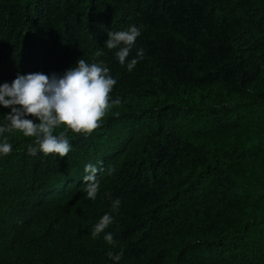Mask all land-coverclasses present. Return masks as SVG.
<instances>
[{"label": "trees", "instance_id": "1", "mask_svg": "<svg viewBox=\"0 0 264 264\" xmlns=\"http://www.w3.org/2000/svg\"><path fill=\"white\" fill-rule=\"evenodd\" d=\"M132 26L121 65L108 33ZM80 58L109 68L120 103L63 158L0 134V264H264V0H0V85Z\"/></svg>", "mask_w": 264, "mask_h": 264}, {"label": "clouds", "instance_id": "2", "mask_svg": "<svg viewBox=\"0 0 264 264\" xmlns=\"http://www.w3.org/2000/svg\"><path fill=\"white\" fill-rule=\"evenodd\" d=\"M140 30L132 26L127 31L108 33L106 48L117 50L115 56L124 65L135 44ZM100 55V53H97ZM143 58V49L137 52ZM138 59H132L128 71H132ZM108 67L103 63H88L80 58L74 68L67 70L63 76L53 74L51 77L43 73L18 75L11 83L0 85V105L11 108L5 116V124L0 126V134L21 132L25 137H34V145L28 146V153L35 156L37 152L45 155L56 154L63 158L71 151L68 134L90 135L100 127L110 107L119 104V99L112 101L111 92L116 84ZM31 116L39 122L26 117ZM57 129H62L58 133ZM55 133V134H54ZM12 145L5 139L0 143V154L8 155ZM84 192L86 198L95 200L100 185L97 180L98 169L89 164L85 166ZM121 201L112 202V210L118 211ZM113 223L110 214H104L94 225L91 236L97 238ZM104 240L113 244V236L108 233ZM110 259L119 261L122 253H108Z\"/></svg>", "mask_w": 264, "mask_h": 264}]
</instances>
